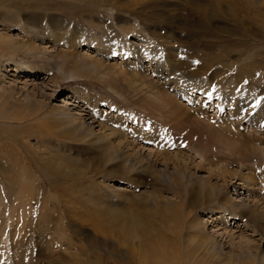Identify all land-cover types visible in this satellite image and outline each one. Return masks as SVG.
<instances>
[{
    "label": "rangeland",
    "instance_id": "rangeland-1",
    "mask_svg": "<svg viewBox=\"0 0 264 264\" xmlns=\"http://www.w3.org/2000/svg\"><path fill=\"white\" fill-rule=\"evenodd\" d=\"M1 3L17 11L1 9L0 18H3L0 20L17 25L12 19H18L23 25L10 29L13 38L27 41L30 28L38 35L47 29L54 30V34L63 36L62 43L53 44L54 48L64 50L62 53L70 51L73 58L61 56L62 53L52 57L48 52L49 59L43 60L25 48H11L14 43L0 46V83L13 86L16 92V102L5 109V116L0 119V264H162L163 257L168 264L173 257H177L180 264H192L199 256L205 258L206 263L209 261L207 264H251L248 253H244L231 236L213 235L208 220L214 222L221 207H226V213L236 212L226 204L232 198L231 189L235 185L240 187L239 173L249 172L241 169V159L230 151L227 141L245 145V150L251 149L244 163L251 166L254 173L264 172V155L259 152L261 145L264 146V135H256L246 123L224 119L226 110L220 111L215 106L225 85L232 83L230 79L244 90L243 94L255 93L259 106H264V64L257 65L264 61V15L259 14L264 10V2L2 0ZM236 5L237 16L231 14ZM200 9L201 16L197 12ZM6 13L10 15L7 19L3 16ZM1 28L2 25L0 32ZM93 37L101 42L100 47L112 51L107 58L98 46L86 45L85 40ZM126 44L129 50L145 48L148 49L145 53L155 51L157 54H153L163 57V61L164 57L168 60L163 76L174 77L169 80V86L175 88L173 93L177 98L181 97L178 99L182 104L179 118L168 117L163 111L149 115L148 110L134 103L119 72L128 71V59L133 53L122 52L126 48L114 50ZM80 52H84L89 61L93 58L103 65L92 66L82 59ZM19 64L46 68L48 74L35 78L37 84L43 85L42 91L39 89V93L36 91L34 96L26 97L29 91L21 83L10 82ZM143 65L149 75L153 74L147 58ZM61 69L65 76L73 77L60 76ZM163 76L160 80L154 78L162 82ZM67 87L85 90L87 97L96 100L97 110L102 114L97 117L101 119L119 110L117 115L130 127L136 123H131L129 116L143 111L141 116L147 124L144 127L151 140L141 143L161 152L151 156L157 159L158 168L144 170L145 159L139 163L129 160L122 165L117 164L118 158L107 162L108 158L103 156L105 144L83 137L86 130L81 121L69 123L65 112H61L66 99L75 106L83 105L79 99L64 93ZM208 128H212L211 131ZM97 134L102 136L99 131ZM170 151H179V156L167 154L168 157L166 153ZM172 161L179 162L178 166H172ZM183 162H186L184 167L192 171L196 165L199 176L188 168L176 171ZM18 164L23 165L20 167L25 174H17ZM208 166L224 169L228 183L216 198L199 195L198 204L192 207V193L205 189L207 181L203 182L202 176L206 177ZM253 186L262 192L256 182ZM178 192L186 198L187 204L181 205L182 201L176 197ZM258 197L264 198L263 195ZM207 212L211 214L205 216ZM194 219L201 224L207 222L206 227L202 226L201 235L196 233L198 228L192 232L188 227ZM230 226L234 231L243 228H237L236 224ZM245 228L246 234L256 239L253 243L264 252V233L256 227L255 234L252 233L254 228ZM210 236L219 238L222 249L204 256L202 250ZM145 241L157 248L161 246L160 251L163 246L167 248L163 249L161 257L155 256L148 253ZM195 256L198 257L195 259ZM254 264L263 263L257 260Z\"/></svg>",
    "mask_w": 264,
    "mask_h": 264
},
{
    "label": "bare ground",
    "instance_id": "bare-ground-1",
    "mask_svg": "<svg viewBox=\"0 0 264 264\" xmlns=\"http://www.w3.org/2000/svg\"><path fill=\"white\" fill-rule=\"evenodd\" d=\"M243 1H245V0H243ZM1 2H2V0H0V10L4 8V9H7L9 11L10 10H16L17 11V9L15 7H8L9 5L5 6ZM248 2L249 1H246V3H248ZM260 2H264V0H260ZM6 3H8V2H6ZM255 11L256 10H254L253 12L255 13ZM197 12H198L199 16L202 15L201 9L198 10ZM231 14H235L236 16L238 15L237 5H236V9ZM259 14L260 15H264V10L262 12H260ZM3 16H5L4 17L5 19L10 17V15L8 13L3 14ZM2 18L3 17L1 16L0 19H2ZM35 19H38V18H35ZM12 21L16 22L17 25L7 23L4 20H0V25H2L1 29L3 30L2 32H0V46L3 45L2 43H4V44L14 43V45H10L11 48H14V49H16V48H18V49L19 48H25V50L29 51L30 53H32V55H34L36 57L44 58L43 60H47L49 53H50V55L52 57H57L58 53L60 54V53H62L64 51V50L61 51L60 49H55L54 46H53V44L60 43V41L63 40V36L61 34H58V35L54 34L53 33L54 30H52L53 31L52 32L50 29H47V32L45 31V33H44V34L47 33L48 35H44V34L38 35L37 31H35L32 28H30L29 29V36H27L28 40L27 41H22V42L17 41L15 38H13L11 36V34H9V32L11 31L10 29L15 27V26L22 27L23 25L20 22H18L19 21L18 19H17V21L12 19ZM262 25L264 26V21H262ZM24 27H26V26H24ZM24 30H26V29H24ZM37 30H39V29H37ZM25 34H26V32H25ZM85 43H86L87 46H89V45L98 46L100 49H102V51H104V52H102V54L104 53V56H106V58L109 56V53L112 52L109 49L105 50L103 47H100L99 44L101 42L98 43V40H96V38H94V37L92 39L85 40ZM72 45H73V43H72ZM57 46H59V44ZM127 46H128L127 44L124 47L117 46L114 50L126 48V50H123L122 52H125V53L127 52L129 54L133 53V55L131 57L134 58V59L131 60L132 58L130 56H129V59H128L129 60L128 61V63H129L128 71L127 72L126 71H119V72L122 75V80L126 82L127 88L129 89V94H130L131 97H133V100L135 101L134 103L136 105L142 106L144 109L148 110L150 112L149 115L151 113H153V112L163 111V112H166L168 117L172 116V117H174L176 119L179 118L178 117V114H179L178 111H179L180 106L182 104H180V101H178V99L181 98V97L177 98L176 95H174V93H173L175 91L174 90L175 88L173 89V88H170V86H169V84H170L169 80H171L174 77H172V78L171 77H167L166 78L165 76H163L165 74L164 72H166L164 67L167 66V61L168 60H166V58L164 57V61H163V57L153 54V53H156L154 50H153L154 51L153 53H150V52L149 53H145L144 51H148V49L144 48L143 50H140V51H137V50H134V49L133 50L132 49L129 50V49H127ZM51 47L53 48V50L50 49ZM131 48H132V46H131ZM69 50H70V48H69ZM40 54H42V56ZM71 55H72V53H70V51L69 52H64V53L61 54V56H64V57H66V56L69 57ZM80 55L82 56L83 60L87 58V55L84 52L83 53L80 52ZM119 55H120V53H119ZM161 55H163V54H161ZM92 56H94V55H92ZM71 58H73V57L71 56ZM145 58H147L149 63H151V73H153L154 75L153 74L149 75L148 72H146V70L144 69L145 66L143 64L145 62ZM90 60H92V61H89L88 59H86V61L87 62L89 61L90 64H92V66H94V65L95 66H100L102 64V62L99 61V60H96V59H93V58H90ZM68 62H69V60H68ZM263 64H264V61L257 62V65H263ZM55 65L57 66V64H55ZM37 67H39V68H37ZM89 68H91L90 65H89ZM48 71H50V70H48ZM91 71L93 72L94 70H91ZM13 72H14L13 73V78L10 80V82H13V83H16V84L17 83H21L23 85V87L29 91V92H27L29 94H26V97H29V95L34 96L36 91H38V93H39V91H40L39 89H41V91H42V86L43 85L39 84V83L37 84V81H35V78L36 77H40V76H42L44 74L45 75L48 74V72L46 71V68L45 69L41 68L40 66H36V64H31V65L30 64H19V65H17L15 67ZM70 73H72V72H70ZM173 73H175V72L173 71ZM168 74L171 75V73H168ZM59 75L63 76V77H66V78H72L73 77L71 75L65 76L63 69H61L59 71ZM162 76L165 77L164 81L158 82V80H160V77H162ZM154 77H157L158 80L156 78H154ZM173 80H175V79H173ZM233 81H234L233 79H230L229 82H232V83L226 84L225 88L223 89V91L220 89L222 91L223 95L220 96L219 102L217 104H215L216 108H219L218 110H220V111H222V110L225 111L226 110V112L224 114L225 115L224 119H226V120L227 119H235L239 123H241V122L242 123H246V124H248L250 126V128L253 130V132L256 133V135H259V136L264 135V106H259L260 104L257 102L258 98L255 95H253L255 93L248 94V93L245 92V94H243L244 90L241 89V88H238L237 85L235 86ZM198 82H201V81H198ZM205 82H203V83H205ZM203 83H202V85H203ZM161 84H163V85H161ZM175 84H179V83H175ZM171 86H172V84H171ZM54 87L56 88L57 86L55 85ZM14 90L15 89L13 88V86H4V85H2L0 83V107H2L0 109V119H3V117L5 116V114H4L5 113V109L8 108L9 105H13L16 102V100H15V93L16 92H14ZM209 90H211L210 87H209ZM251 90L253 91V89H251ZM63 91H64L65 94H67V96L68 95L70 97L74 96L77 100L79 99V101L83 105H80V106L76 105L75 106L74 105L75 103L71 102V100H69V99H66L65 100L66 104L63 105L64 109H61L62 110L61 112H65L64 114L69 119V123H72L75 120L81 121V123H80L81 126H83V128L86 130L85 131V135L83 137L88 136L91 139L97 140V142H101V143L105 144V145H103L104 146L103 148H104V151H105L103 153V156L108 158L107 162H111V161H113V159L115 160L116 158H118L117 161H116L117 164L122 165L123 163L128 162L129 160H131V162L135 161L136 163H139L141 160L145 159V165H143V166H145L144 170L151 171V169L158 168L157 159H151V156H153L156 153L160 154L161 152H158L156 149H151V148L147 147V145H144L143 143H141V142H147V141L151 140L150 139V133L144 127V125H147V124H146V120L144 118H142V116H141L143 114V111L137 113L136 116H134V113H132L129 116L130 119H132L131 123H136V124H135V126L128 127V125L126 124L125 120L120 115H117V113H119V110L117 111L116 114L108 115L107 117L103 116L102 119L98 118L102 114L97 110V101L94 100V99H91L90 97H87V94H86L85 90L78 89L76 87H67ZM170 91H172V93H170ZM206 93H205V95H206ZM222 93L220 92V95ZM120 94H122V93H120ZM209 94H208V96H209ZM50 95H51V93H50ZM210 96H211V94H210ZM124 99H127V98H124ZM127 101H129V100H127ZM70 105H72V108H69ZM84 105L86 106V108L89 107L90 111L86 110L85 107H83V108L81 107V106H84ZM182 108H184V107H182ZM58 110H57V112H58ZM198 113H199V110H198ZM98 114H100V115L98 116ZM85 116H88V117H85ZM191 119H193V118H191ZM149 123H151V122H149ZM81 126H80V128H81ZM211 127H212V125H211ZM212 128H214V127H212ZM212 128H208V129H210V131H211ZM98 131H99L100 135H102L101 137L98 136V134H97ZM213 132H214V130H213ZM209 134H211V133H209ZM225 137L226 136H224V138ZM100 140H102V141H100ZM227 143H228L227 147L230 149V151L232 153H236V155H238L239 158L241 159L240 160L238 158L241 161L240 162L241 163V169H245V170H247L249 172H248V174H243L242 172L239 173V177L237 178V180L240 183V187L235 185V188L231 189V193H232L231 197L232 198H231V200H229V203L227 202V204H226L230 208L236 210V212L234 211V212L229 214V213L224 212L226 207L224 209H223V207H221L222 209L219 210L220 215H216V220L214 219L215 221L211 222L212 219H210V221L208 220V222H209L210 227L212 228L211 231L213 232V235L216 234L215 235L216 237L222 236V235H226V236H231V240H236L237 244L239 245V247H241L242 251L244 253H248V257H250L249 258L250 261L252 260L251 264H254V262H256L257 260H260L261 263L264 264V252H263V250L259 249V247L255 244L256 243L255 242L256 239H252V238H250L252 236H248L246 234V232H247L246 229L247 228H245V227H248V229L254 228V231L252 232L253 234H255L257 232L256 228H258V230H260L262 233H264V198L262 199V198L258 197V196H261V195L264 196V172L257 173V171H256V173H254L255 170L251 166H249L246 163H244V160L246 159L247 156H249L248 155L249 154V150H251V149H246L245 150V145H236V143H234L233 141L231 142L230 140L227 141ZM144 148H146L148 150H146ZM154 148H156V147H154ZM144 150H146V151H144ZM259 152L261 153V155H264V146L263 145H261V147L259 148ZM16 153H18V152L16 151ZM167 154H170V155L176 154V156H175V158H176L177 155L179 156V151H175V152L174 151H172V152L170 151V152H167L166 155ZM180 154H181V152H180ZM184 155H187V154H184ZM192 156H194V155H192ZM184 157H186V156H184ZM189 158H190V156H189ZM176 160H178V159H176ZM186 162H183L182 166L179 167V169H177L178 168L177 167L176 171H180V170L181 171L182 170L185 171L186 168H188V167H184V166H186ZM217 162H219V161H217ZM178 163L176 161L175 162L172 161V166H174V165L178 166ZM21 165L18 164L19 167L16 165L18 167V169L16 167H14V168H16L15 171L17 170V174H19V175L21 173L25 174V172H26L25 170L24 171L21 170V167H20ZM218 165H220V164H218ZM211 166H208V169H207L208 173L205 175L206 177L202 176V181L203 182L207 181V182H205V189L204 188H199L200 190L195 191L194 194L192 193V196H191V198H192L191 199L192 207H196V204H198L199 195L208 196L209 198H212V197L216 198L217 195L222 193L223 190H221V189H223V187H225L226 184L228 183L225 180L226 179L225 178V170L221 169V168L220 169L218 168V170H215ZM131 167H132V165H131ZM131 167H130V169H131ZM164 168H166V170H167V168H168L167 162L164 164ZM196 168H197V166L195 165V167L193 168L194 169L193 171L191 169H189V168H188V170H190L191 172L196 174L195 176H199V173H197L198 172V168H197V170H196ZM215 168H217V166ZM168 173H167V175H168ZM232 176L235 177L236 175L234 173H232ZM192 177H194V176H192ZM233 177H231V178H233ZM22 180H24V179H22ZM22 180H20V181H22ZM190 181H192V179ZM18 182H19V180H18ZM255 182L257 183V185L260 186V190L262 192L259 191V188L258 189L255 188L254 189L253 184H255ZM22 184H21V186H23ZM16 186H18V185H16ZM202 187H204V186H202ZM21 188L22 187H19V189H21ZM179 193L180 192H178L176 197L178 198V201H182L181 205H184L186 203L184 201L186 198H183L182 196H180ZM189 197L190 196H188L187 199ZM218 198L221 199L222 196L218 197ZM208 213H210V212H207L205 214V216ZM177 215H179V214H177ZM244 215H248V216L245 217ZM118 217H120V215ZM116 219H118V218L116 217ZM194 220H196V219H194ZM194 220L190 221L191 223L188 225V227L192 229V232H196L195 229L198 228L197 229L198 232H196V233H199L201 235L202 231L204 230V227L207 226V225L205 226V224L207 222L206 223L202 222V224H201V222H198V219L196 220L197 222H194ZM234 224H236L237 228L240 227V226H242L243 228L242 229L240 228V229L234 231L233 229H231L232 227L230 226V225H234ZM202 226H204V227H202ZM205 231H207V230H205ZM209 234H210V232H209ZM234 234H237V237L233 238ZM260 234H258V235H260ZM198 236L199 235H197V237ZM201 237H203V236H201ZM222 237H224V236H222ZM204 238H205V236H204ZM210 238L211 239L208 240V241H207V238L205 240V241H207V243L204 244V249L202 250L204 256L212 254L213 253V252H211L212 250L220 249V246H221L220 242L221 241L220 242L218 241L219 238L218 239L217 238L213 239L212 236H210ZM203 241H204V239H203ZM253 242H255V243H253ZM145 243H146L145 244L146 248L148 247V249H149V250L146 249L148 251V253L149 254H155V256H157L156 254H158L161 257L163 249L167 248V246H163L161 251H160L161 246H160V248H157L155 246V244H153V243H149V242H146V241H145ZM225 243H226V240H225ZM153 247H154V249H153ZM217 252H218V250H217ZM176 255H178V254H176ZM216 255H217V253H216ZM159 256H158V258H159ZM197 257L195 256V259ZM246 261H249V260H246ZM207 263H206V259L205 258H203V257L200 258V256H199V258L195 261V263H192V264H207ZM162 264H168L166 259H165V257H163ZM170 264H180V260L177 257H175V258L173 257V260L170 261ZM248 264H249V262H248Z\"/></svg>",
    "mask_w": 264,
    "mask_h": 264
}]
</instances>
